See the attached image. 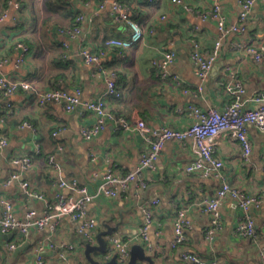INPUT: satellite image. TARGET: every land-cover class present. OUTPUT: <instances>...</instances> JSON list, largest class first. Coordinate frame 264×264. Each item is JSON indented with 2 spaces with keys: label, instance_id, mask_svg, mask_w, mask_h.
Wrapping results in <instances>:
<instances>
[{
  "label": "crops",
  "instance_id": "0c3cea01",
  "mask_svg": "<svg viewBox=\"0 0 264 264\" xmlns=\"http://www.w3.org/2000/svg\"><path fill=\"white\" fill-rule=\"evenodd\" d=\"M113 1L0 0V57H9L0 74L13 80H27L32 86L10 96L0 88V134L8 138V144L0 148V216L4 200L12 201L19 220H26L30 210L42 215L47 200L56 197L55 185L59 178H76L90 192H96L108 169L122 173L135 171L147 146L136 128V119L143 117L154 128L184 129L192 118L180 112L181 108L189 104L204 109L223 108L231 100L226 86L227 66L236 71L245 85L247 108L256 107L258 103L253 98L264 94V58L258 60L240 46L246 40L258 50L262 49L264 3H257L251 9L246 33L232 32L221 40L210 75L202 82L191 59L192 39L198 38L205 56L211 55L221 33L215 20H204L199 13L210 10L214 0H183V4L173 0H118L128 4L129 15L144 30L143 40L124 51L106 43L112 37L130 38L132 32L126 24L113 20ZM102 3H105L104 8H101ZM221 3L222 13L229 22L238 21L240 0H221ZM79 14L85 16L82 32L70 41L65 58L59 28L71 26ZM163 15L167 16L166 20L161 19ZM149 28H155V32L150 34ZM20 42L29 50L19 46ZM84 48L97 53L104 51L100 63L103 68L117 72L121 96L105 94L107 72L95 63L85 62L81 56ZM164 49L178 53L169 72L179 75L190 89L203 85L202 91L184 93L173 79L161 78L152 61L159 58ZM21 56L24 60L17 63ZM55 87L72 93L80 88L82 102L106 98L112 116L107 119L105 129L94 139L86 140L81 129L94 122L91 111L83 105L74 111H67L56 102L40 105L39 93ZM121 117L127 120L129 127L121 123ZM24 122L31 123L34 129L22 127ZM54 132L58 134L55 136ZM249 137L252 142L249 158L243 156L240 143L226 134L217 139L216 156L223 161L222 171L234 187L264 198V132L250 125ZM193 145L192 138L167 141L156 170L145 172V185L134 181L127 191L115 197L96 196L86 209L87 217L97 222L89 239L81 232L82 220L65 216L52 238H49L48 228L35 229L28 236L18 232L0 235V264H35L36 248L42 243L46 244L44 264H89L86 241L98 244L97 235L106 230L107 225L116 226L113 235L129 241L131 246L142 244L147 254L153 256L152 264H190L182 257L183 252L196 253L218 264H264L258 253L264 247V202L258 207L251 206L248 211L255 224L254 238L237 231L245 212L229 197L223 206L222 229L212 241L206 239L210 215L205 210L204 200L215 194L220 181L213 175L184 171L195 158ZM52 155L55 165L49 163ZM23 156L33 159L28 171H22L14 162L15 158ZM14 172H21V177L8 182ZM23 181H28L30 188L42 193L45 199L28 196ZM62 193L64 196L75 194L69 188L62 189ZM154 199L160 202L153 210L148 240L143 242L139 236L145 219L144 206ZM182 206L189 210L191 225L186 228L184 243L173 248V221ZM113 235L106 236V259L116 253L110 248ZM12 242L17 244L14 249L8 245ZM50 242L54 247L48 246ZM69 245H74V249L66 250L65 260L61 253ZM97 255L98 252L93 253L94 257Z\"/></svg>",
  "mask_w": 264,
  "mask_h": 264
},
{
  "label": "built area",
  "instance_id": "2783aa9c",
  "mask_svg": "<svg viewBox=\"0 0 264 264\" xmlns=\"http://www.w3.org/2000/svg\"><path fill=\"white\" fill-rule=\"evenodd\" d=\"M174 3L183 4V0H173ZM257 3H264V0H240L241 11L238 21L231 23L228 18L222 13L221 0H214L212 8L208 11L199 13V16L206 19L216 21L220 37L215 42V48L210 56H205L202 51L201 41L198 38L192 39L191 59L196 67V72L202 82H205L210 75V72L219 53L221 40L232 32L246 33L247 21L253 6ZM105 7V3L101 4V8ZM191 9L189 6H185ZM129 7L127 3L114 0L111 3V15L114 21L126 24L131 29L130 38L112 37L106 40L110 46L117 47L120 50H127L140 43L144 37L142 26L129 15ZM85 19L83 14H79L75 24L59 28L61 36V44L64 48V57H68V49L70 41L76 39L82 32V22ZM162 20H166L167 16L163 15ZM155 32V28H149V33ZM25 51L29 48L24 43L20 42ZM245 47L246 51L253 54L256 59L263 60L264 44L262 49L258 50L255 45L248 43L246 40L240 45ZM93 52L88 48L81 50V56L86 63H95L102 71L107 72V91L105 94L119 97L121 92L116 81V71L108 70L102 67L100 63L101 55ZM178 59V53L174 49H164L161 51L159 58L152 61L153 65L159 69L161 78H171L176 85L183 88L184 93H196L203 90V85H199L196 89H190L185 85V82L179 75H172L169 72V66ZM24 60V57H19L17 63ZM9 62V57H0V72L1 69ZM226 73L229 81L227 82V90L231 94V100L226 103L223 108L210 107L202 108L196 104H189L180 109V112L187 113L192 118L191 124L184 128H174L162 126L161 128L150 127L143 117L136 119V128L140 131L142 137L147 143V146L140 155L139 166L135 171L122 173L113 169H108L103 175V181L100 183L96 192H90L86 185L80 184L76 178L65 179L59 178L56 182L55 199L47 200L46 209L42 215H37L35 210H30L26 214V220H19L15 215L14 204L10 200H4L3 213L0 216V235L18 232L21 236H28L33 230H42L48 228L50 237L57 231L58 224L65 216H71L74 219L82 220L81 232L89 239L91 232L94 230L97 222L93 218L87 217L88 204L98 195L115 197L118 194L129 189L134 181L145 185V172L155 171L157 168V160L161 155L167 141L176 140L184 141L192 138L194 141L193 151L195 154L194 160L189 163L184 171L187 173L201 172L204 176L213 175L220 181L214 195L207 197L204 200L205 210L210 215V221L205 229V237L212 241L223 225V206L227 198L235 199L238 205L244 210L245 216L237 226V231L249 238H254L256 235L255 224L248 211L251 206H260L264 202V198L260 196L249 195L244 191L234 187L229 177L222 171L223 161L216 156L217 139L220 135L226 134L238 141L243 149V156L249 158L252 153V142L249 137L250 125H255L264 132V94L260 93L253 98L258 103L256 107L247 108L244 98L246 88L243 82L238 78L236 71L227 66ZM31 83L27 80H13L4 74H0V88L5 95H12L19 90L31 89ZM81 89L77 88L74 93L66 89L55 87L37 96L38 103L45 105L46 103L56 102L62 104L67 111H74L78 106L83 105L87 110L94 114L95 120L91 125H85L81 129V134L84 139L92 140L97 137L106 127L107 119L112 116L108 109V102L104 97H97L86 102L81 101ZM121 123L129 127V123L124 117L119 118ZM22 127L34 129V126L29 122H24ZM58 133L54 132L56 136ZM8 144V138L4 134H0V148L2 149ZM62 149V147H59ZM14 162L21 166L22 171H28L33 166L31 156H23L15 158ZM49 163L55 165L54 155L50 156ZM208 165V166H207ZM21 172H14L10 176L8 182L19 179ZM25 193L34 198L45 199L42 193L30 188L28 181H23ZM69 188L75 194L64 196L62 189ZM158 199L151 200L149 204L144 206V223L141 226L139 240H148V231L153 223V210L159 204ZM189 210L182 206L178 208L177 215L173 221V237L171 246L176 248L186 240V228L190 227L191 220ZM11 249H14L17 244L15 242L8 244ZM46 244H40L36 248L35 264H44V252ZM48 246L54 247V243L50 242ZM110 248L118 254V260L122 264H126L130 259L131 244L129 241L123 240L119 236L110 238ZM74 249V245H69L61 256L67 259L66 250ZM259 257L264 263V247L260 248ZM182 257L189 261L190 264H218L216 260H204L196 253L183 252ZM69 264V263H67Z\"/></svg>",
  "mask_w": 264,
  "mask_h": 264
},
{
  "label": "water",
  "instance_id": "95a60500",
  "mask_svg": "<svg viewBox=\"0 0 264 264\" xmlns=\"http://www.w3.org/2000/svg\"><path fill=\"white\" fill-rule=\"evenodd\" d=\"M116 226L107 225L106 230L98 233V244H93L91 240L86 241L85 254L89 264H122L118 260V254L115 253L110 259H106L104 254L108 250V241L106 236L113 235ZM94 252H98L97 257L93 256ZM143 262L153 263V256L147 254L145 247L140 243H135L130 249V259L126 264H143Z\"/></svg>",
  "mask_w": 264,
  "mask_h": 264
},
{
  "label": "trees",
  "instance_id": "16d2710c",
  "mask_svg": "<svg viewBox=\"0 0 264 264\" xmlns=\"http://www.w3.org/2000/svg\"><path fill=\"white\" fill-rule=\"evenodd\" d=\"M74 24H75V22L72 25H74Z\"/></svg>",
  "mask_w": 264,
  "mask_h": 264
}]
</instances>
